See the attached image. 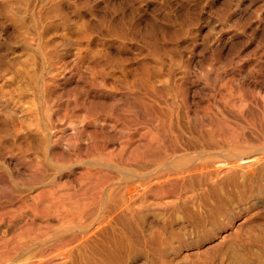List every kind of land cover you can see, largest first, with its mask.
<instances>
[{"label": "bare ground", "instance_id": "obj_1", "mask_svg": "<svg viewBox=\"0 0 264 264\" xmlns=\"http://www.w3.org/2000/svg\"><path fill=\"white\" fill-rule=\"evenodd\" d=\"M93 1L0 0V96L15 99L14 84L30 113L21 119L0 101V155L28 170L0 166V264L88 261L113 201L154 196L159 221L168 211L179 220L173 198L194 205L212 194L186 195L196 185L227 198L226 183H264V88L255 94L246 85L264 83V56L261 78L251 73L239 93L223 73L201 74L183 55L179 39L191 21L166 11L169 27L150 20L144 29L136 8ZM102 4L113 16L99 12ZM115 78L124 94L104 103ZM201 80L213 90L203 114L190 98Z\"/></svg>", "mask_w": 264, "mask_h": 264}, {"label": "rangeland", "instance_id": "obj_2", "mask_svg": "<svg viewBox=\"0 0 264 264\" xmlns=\"http://www.w3.org/2000/svg\"><path fill=\"white\" fill-rule=\"evenodd\" d=\"M109 1L121 3L123 10L136 8V18L144 29L145 21L150 20L161 27H169L171 22L166 19V11L180 21L187 19L186 22L194 23L179 42L183 55L193 59L197 72L223 73L224 82L232 80L239 93L238 89L251 73L261 78L255 71L264 56V0H194L191 3L189 0ZM91 2L99 4L97 1ZM98 9L100 13L108 12L113 16V12L103 4ZM2 21L0 17V24ZM176 23L178 26L179 21ZM22 49L21 45H16L15 52L19 53ZM64 49L60 51L68 52ZM77 50V46L73 45L68 54H63L64 60H69ZM29 56L30 51H25L18 58L25 60ZM83 67L89 70L87 59ZM108 83L113 93L102 99L110 104L114 96H123V81L115 78ZM194 83L190 91L191 101L194 104L198 102L199 114L206 113L213 90L204 80ZM246 85L253 87L255 94L264 88L261 81ZM7 89L13 91L11 96H15V99L5 100L0 96V101L22 116L21 119L28 120L30 113L25 106H29L27 97L20 99L14 84L8 83ZM67 90L70 91V87ZM123 105L126 108V103ZM231 121L234 123L237 120ZM67 129L70 132L71 128ZM14 157L10 153L1 154L0 166L10 172L21 170L27 173L26 167ZM8 160H12L10 165L7 164ZM232 184L226 183L223 190L222 194L227 198L208 191V184L196 185V191L190 190L186 194H200L203 189H206L205 194L212 193L198 199L194 205H182L181 201L176 202L179 199L173 198L172 205H181L179 211L182 219L179 220L172 211H168L159 221L153 213L159 202L154 196H139L122 207L117 202H111L106 229L89 252V260L79 264H264V183H247L240 179ZM143 209L147 212L143 213ZM182 222L187 225L186 229L179 228ZM103 241L107 242L106 247L102 245ZM86 254L85 249L78 251L80 257ZM51 264L62 262L54 261Z\"/></svg>", "mask_w": 264, "mask_h": 264}]
</instances>
